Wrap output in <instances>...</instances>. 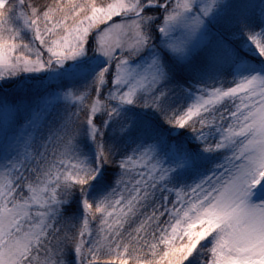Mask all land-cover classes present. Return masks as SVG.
I'll return each instance as SVG.
<instances>
[{"label":"snow or ice","instance_id":"obj_1","mask_svg":"<svg viewBox=\"0 0 264 264\" xmlns=\"http://www.w3.org/2000/svg\"><path fill=\"white\" fill-rule=\"evenodd\" d=\"M0 264H264V0H0Z\"/></svg>","mask_w":264,"mask_h":264}]
</instances>
